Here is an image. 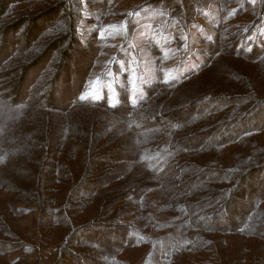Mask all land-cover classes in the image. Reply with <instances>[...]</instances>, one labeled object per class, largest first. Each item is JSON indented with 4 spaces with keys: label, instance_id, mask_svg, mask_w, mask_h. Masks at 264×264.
Instances as JSON below:
<instances>
[{
    "label": "rangeland",
    "instance_id": "obj_1",
    "mask_svg": "<svg viewBox=\"0 0 264 264\" xmlns=\"http://www.w3.org/2000/svg\"><path fill=\"white\" fill-rule=\"evenodd\" d=\"M0 3L4 7L0 12V149L7 145L10 155H13L7 163L9 169L5 175H1L3 169L0 168V181L3 183L0 188V249H8L9 255L14 258L13 264H36L35 255L29 257L28 254L34 251L33 246L38 247L32 233L39 216H42L39 230L45 228V234H50L52 240L36 249L40 251L38 264H108L114 257L129 264H152V260H156L152 259L155 255L152 250L126 247L130 241L126 235L131 220L124 216L134 206L123 197L118 198V191L123 187L135 190L144 186L143 190L148 194L146 202L151 201L147 203L149 211L161 218L168 216L163 212V205L176 200L174 198L178 194L192 193V200L199 205L190 212L187 209V214L195 217L190 222L194 230H188V235L200 234L211 226V221L233 226L247 220L258 192L264 191V164L251 165L248 171L261 175L244 181V176L235 177L238 172L233 167L237 159L233 154L242 152L244 157L249 154L259 161L264 160V131L246 139L250 141H241L236 147L227 148L222 154L214 147L210 151L202 149L199 153L197 148L208 140L209 134H214L210 131L213 126L192 129V124L188 125L194 122L190 117L192 113L204 114L202 106V109L199 106L193 110L192 107L186 108L181 117L185 126L193 130L184 145L188 166L181 169H187L186 172L169 166L156 176L137 167L133 175L129 174L122 181L116 182L117 176L111 177L108 181L113 192L110 198L104 196L89 205L84 213L77 214L66 239L68 230L63 224L55 229L52 221L43 217L44 213L38 214L39 205L47 201L43 199L46 182L41 186L37 178L46 171L45 177L50 185L56 186L58 176L54 173L68 163L73 154L69 143H65L67 141L72 145L81 144L90 152L87 159L84 155L83 162L79 164L74 165V159L69 161L71 172L76 170L80 175L59 188L62 191L68 192L80 184V176L89 170L90 162L87 169L86 164L94 154L116 151L117 157L133 160V145L139 146L140 139L136 140V133L129 134L130 138L126 139L123 138L127 135L124 131L116 134V126L111 120L113 116L91 108L66 113L69 109L61 107H67L75 96H82L98 86L99 92L105 88L107 94L113 96V82L143 84L190 65L199 66L215 54L216 48L225 43L224 39L231 35V41L236 42L238 34L247 29L253 28L252 38L261 40L264 0H0ZM247 8L253 9L255 14L244 22L238 16L241 12L249 15ZM56 25H66V31L60 32ZM222 29L227 30L226 35ZM59 64L61 69L55 72ZM233 72L240 74L231 77ZM52 86L53 90L49 91ZM61 87L71 92L67 99V96L63 98L59 95ZM220 92L226 95L249 94L259 102L264 99V67H253L244 62L218 63L203 72L188 88L169 95V108L177 109L205 93ZM45 98L51 99V103L47 104ZM63 100L66 102L64 106ZM240 103V100H233L229 106H239ZM50 105L59 109L46 111L45 108ZM257 114L261 116L260 121L264 120V113ZM74 119L78 121L79 131L84 132L75 133L70 127L62 138L56 128L65 125V130L68 121L74 126ZM245 123L250 124L251 121L246 120ZM97 126L100 132L93 135L91 144L89 134L80 136ZM124 166L116 163L113 169L123 173ZM201 170L207 172L201 174ZM104 173L105 169H98L93 177L96 179ZM243 174L244 171L240 173ZM233 179L235 190L229 188L234 184ZM252 182L253 186H249ZM238 187L243 194L239 193L235 203L233 195ZM214 191H220L222 195L215 197ZM54 193L56 200L52 206L61 208L65 196L59 200L56 191ZM73 198L79 203V197ZM176 202L183 204L181 200ZM27 204L34 208V213L21 216L15 212L14 205L22 208ZM245 207L243 215L241 211ZM213 214L215 217L210 219ZM224 216L226 218L223 219ZM141 223L145 224V220ZM9 230L11 235L4 232ZM168 235L173 238L175 233L170 231L165 237L161 233V239H166ZM196 236L192 240L195 250L206 249L205 242L196 239ZM230 236L228 239L213 233L209 237L212 241L209 248L201 253H185L179 258V264L209 261L218 264H264V220L257 226L249 223L243 232L234 231ZM211 248L214 249L208 251ZM147 252L151 260L144 258ZM18 258H22L20 262ZM0 264L8 263L0 256Z\"/></svg>",
    "mask_w": 264,
    "mask_h": 264
},
{
    "label": "trees",
    "instance_id": "obj_2",
    "mask_svg": "<svg viewBox=\"0 0 264 264\" xmlns=\"http://www.w3.org/2000/svg\"><path fill=\"white\" fill-rule=\"evenodd\" d=\"M3 9L4 7L0 3V12ZM246 10L248 11L247 13H250L249 15L241 14V12L238 16L244 22L249 21L252 18L250 16L255 14V11L251 8H247ZM182 13L184 14L183 11ZM64 26L56 25L60 32L66 31L67 26ZM221 31L226 35L227 30L222 29ZM254 31L255 30L252 28L250 30L247 29L240 32L238 34L239 38L236 40V42L231 41L232 36L230 35L226 40H223L225 42L224 44L216 48L215 54L208 57V59L203 61L199 66L195 67L190 65L179 72L174 71L168 76L158 77L149 82H144L143 84L125 81L119 83L113 82L111 86V89H115L113 96L107 94L105 88H103L102 92H99L98 86L94 90L86 91L82 96H75V100H73L67 107H61L63 110L69 109L66 111V113L70 112V110L79 108H91L105 111L107 114L113 116L111 120L112 125L116 126V134L119 131H124L127 133V135H124L123 138L126 139L130 138L129 134L136 133L135 138L137 137L136 140L140 139V143L137 147H134L133 145L135 157L133 160L123 159L122 156L117 157L116 151L114 153L94 154L90 157V159H88L86 164L87 169V165L90 162V166L88 167L89 170L84 173V176H80V179H82L80 184H78V186L75 188L73 187L74 189L72 188L66 192L65 190H59V188H62V186L66 185L68 181H71L74 179V177L77 178L80 175V173L76 170H72L71 172V163H69V161L74 159V165L83 162L84 155L87 159L90 150L89 148L85 149L81 144L72 145L67 141V138H65L64 140L67 141L65 143H69L73 154L68 160V163H64L54 173L60 179L59 180L56 178L55 187H53L54 185H50L49 179L45 177L47 174L46 171L44 175L40 173L42 176H39L37 179L40 185L46 182V184L44 183L46 187L43 188V199L46 200L47 203H45L46 205L43 203L39 205V211L35 207L38 205L33 204L35 205L34 207L36 212L38 211V214L40 212L44 213L45 215L43 217H45L46 220L49 219V222L52 221L55 229L63 224V226H65V228L68 230L66 232L68 234L65 236L66 239L69 233L72 231L73 223L75 222V217L77 214L84 213L89 205L97 203L104 196H108L107 199L110 198L109 195H111L113 192L111 191L108 181L111 179V177L113 178L114 176H117L115 181H122L129 174L133 175L136 172L135 168L137 167L159 176L160 172L169 166L176 167L177 169H181L182 166H188V159L185 158L187 149L184 147V145L186 141L191 138L190 136L191 133H193V128L204 127V129H207L213 126L210 131L214 134H209L207 136L208 140L205 141L204 144L200 145L197 148V151L199 153L202 151V149L210 151L212 150L210 148L214 147V150H217L221 154L226 152L227 148L234 146L236 147L241 141H250L246 139L251 138L250 136L257 134V132L264 131V120L260 121L261 116L257 114L259 112L264 113L262 112L264 111V104H261L264 103V99H261L258 102L257 100H254L249 94L234 93V95H226L222 92L205 93L203 95H199V99H192L184 106H178L177 109L172 108V110L169 108L168 104L169 95L177 94L182 89L186 87L188 88L189 84L194 83L197 77H199L203 72L213 68L218 63H220V65H224L228 63L231 64L244 62L247 65L253 67H264V31L261 32V30H259V32H261L260 35L262 38L259 41L255 38H252V33ZM226 57L235 58L237 60L226 59ZM59 69H61L60 64L56 68L55 72H59ZM239 74L240 73L237 74L236 72H233L230 76L237 77ZM53 88L54 86L50 87L49 91L53 90ZM59 92V95H61L63 98L67 96L65 99H67L71 93L62 87L60 88ZM44 100L47 104L51 103V99L49 98H45ZM64 100L62 101V106L66 104ZM233 100H240V105L234 106L233 104L229 106ZM198 106H202L203 109L201 107L200 108L204 110V114L200 116L199 114L190 113V117L194 121L188 124H192L190 126L192 129L190 130L185 126L184 119L181 118L182 113L186 110V108L192 107L191 110H193ZM52 109L58 110L59 108L57 109L51 105L45 108L46 111H51ZM246 120L251 121V123L246 124ZM210 123H212V125L208 126ZM77 124V119H74V126H72L71 121H68L65 130V125H60V127L56 128V130L62 134V138L65 136L66 130L70 127L73 128V132L75 133L84 132L82 130L79 131ZM99 132L100 127L97 126L94 129L90 128L86 134H80V136L89 134V142L91 144L93 135L99 134ZM220 134L222 137L218 138L217 136ZM1 149L0 168L3 169L1 175H5L9 169L7 163L13 155H10L9 153V146L5 145L1 147ZM233 156H235L237 159V163L235 162L236 165L233 167V169L238 172L235 177L241 178L244 176V181H247L253 176L255 178L259 177L258 175H261V173L256 174L257 172L253 173L249 172L248 170L249 167H252L251 165L255 166L257 164H264V160L259 161L254 158V156L250 157L249 154H245L244 157L242 152H234ZM116 163L126 165L122 169L124 171L123 173L119 170L113 169ZM237 164H240V166ZM98 169H105V173L103 176L98 178L96 177L95 179V177H93V173ZM179 171L186 172L187 169H181ZM202 171L203 170H201V174H204L205 171L207 172V170H204L203 172ZM243 171L244 174L240 175V173ZM220 177L226 178L223 175H220ZM157 181L160 184V181ZM233 182L234 184H232L229 188L235 190L236 182L234 179ZM253 182L256 184V180ZM253 182L251 184L249 183V186H253ZM2 185L3 183L0 181L1 189ZM144 188L145 187L143 186L134 190L133 188L129 189L123 187L122 190L118 191L120 194L118 198L123 197L126 202H129L130 205L134 206V208L128 212V215L126 214L127 216H124V218L128 217L131 220V226L128 227L129 230L126 235V238L130 239V241L126 247H146L148 250H152L155 254L152 255V259L156 258V260H152V264H179V258L184 256L185 253H201L209 248L212 245L211 238L209 237L213 235V233H218L219 235L229 239L231 237L230 235L234 233V231L236 233L243 232V230L249 226V223H252V226H257L258 224H262L264 220V191H262L258 192V198L255 199L253 208L247 214V220H244L242 223L228 226V224L226 225L222 223L219 225L218 223L216 224V222L211 221L209 222L211 226L202 230V232H199L200 234L196 233L198 234L197 236L196 234L188 235V230H194L193 226H191V223L195 220V217L194 215L187 214V209L190 212L199 205L196 201L194 202L192 200V193L185 192L183 194H178L179 196L174 198L176 200H170L168 204L163 205V212L168 214V216L166 218H161L149 211L147 203H151V201L146 202V200H148V194L145 190H143ZM262 190H264V188ZM55 191L58 195L57 199L61 200L62 197L65 196L61 208H54L52 206L56 200L54 193ZM77 193L78 196H75ZM239 193L243 194L241 188H239L235 192V195H233L235 203L240 197ZM213 195L215 197L219 195L221 196L222 192L214 191ZM37 196L39 198V194H37ZM68 196L71 197L68 199ZM73 197H79V203H76ZM177 200L183 201V204L176 202ZM29 204L24 206L22 205V208L15 205L10 206L14 207V210L17 214H20L21 216H29L31 215V212L34 213V208L32 206H28ZM102 207H104V205H102ZM237 210L238 209H236V211ZM142 212L146 215L143 216V214H141ZM241 212L243 215H245L246 207L243 208ZM217 215L220 214L218 213ZM87 217L88 215L85 218ZM212 217H215V214L209 218L212 219ZM39 218L40 222L39 220L36 222V229L34 228L32 235L36 238L35 242L38 243V247L41 248V246L44 245V242L48 243L50 240H52V236L50 234H45V228L39 230L42 216H39ZM224 218L226 217L224 216L223 219ZM143 220H145V224L141 223ZM170 231H174L175 233L173 238L168 235L166 239L162 240L161 233L163 235L162 237H165ZM4 232L11 235V230ZM195 236L196 239H200L205 242L207 247L206 249L198 248L195 250L196 246L194 242H192ZM38 247L36 248L33 246L34 251L29 252L28 254L29 257H33L35 255L36 264H38V259L40 258V251L36 250L39 249ZM25 249L28 250V246H26ZM212 249L214 248H211L208 251ZM113 254H115V252H113ZM0 256L5 259L8 264L14 263V258L9 255L8 249H0ZM144 258L150 259V253L147 252ZM223 258L225 259V256ZM21 259L22 258H18L17 261L20 262ZM159 260L164 262L158 263ZM215 263L218 264L217 262L211 261L206 263L197 262V264ZM108 264L129 263L125 260H121L120 258L118 260L114 257L109 260Z\"/></svg>",
    "mask_w": 264,
    "mask_h": 264
},
{
    "label": "snow or ice",
    "instance_id": "obj_3",
    "mask_svg": "<svg viewBox=\"0 0 264 264\" xmlns=\"http://www.w3.org/2000/svg\"><path fill=\"white\" fill-rule=\"evenodd\" d=\"M125 26H126V22H125ZM120 67L123 69V64H121ZM124 71H128V70L127 69H124ZM113 106H115V105H113Z\"/></svg>",
    "mask_w": 264,
    "mask_h": 264
}]
</instances>
